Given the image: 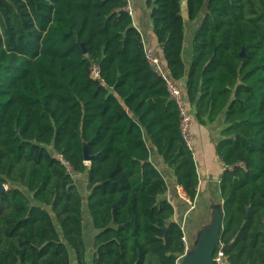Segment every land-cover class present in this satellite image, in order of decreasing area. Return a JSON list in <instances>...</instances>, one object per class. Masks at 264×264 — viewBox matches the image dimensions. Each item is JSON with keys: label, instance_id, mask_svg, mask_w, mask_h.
Instances as JSON below:
<instances>
[{"label": "trees", "instance_id": "obj_1", "mask_svg": "<svg viewBox=\"0 0 264 264\" xmlns=\"http://www.w3.org/2000/svg\"><path fill=\"white\" fill-rule=\"evenodd\" d=\"M128 4L0 0V264H86L85 209L97 231L93 264H178L185 254L186 229L151 147L191 201L194 151ZM145 4L162 67L185 82L197 118L225 116L213 258L227 247L229 264H264V0ZM186 20L199 22L189 67ZM93 62L102 81L90 79ZM59 154L87 174L86 194Z\"/></svg>", "mask_w": 264, "mask_h": 264}, {"label": "crops", "instance_id": "obj_2", "mask_svg": "<svg viewBox=\"0 0 264 264\" xmlns=\"http://www.w3.org/2000/svg\"><path fill=\"white\" fill-rule=\"evenodd\" d=\"M140 1L142 2L141 6L139 5L138 7L136 4H133L134 7L131 6L133 9L134 25L143 36L147 53L157 57L162 62L163 50L152 30L149 16L150 9L146 6L145 0ZM194 29L195 27L190 26V22L186 20L183 59L187 67H189L192 56ZM189 30L193 34L188 33ZM180 84L185 88V82H180ZM191 109L194 118L192 127L193 151L199 177L198 192L194 201H191L182 193V187L177 184L173 171L163 162L162 157L157 155L155 148L151 147V160L168 184V191L163 196L173 203L176 211L174 219L179 221L186 229L185 236L187 243L185 254L190 244L188 240L190 241L191 238L195 237L205 227V223L209 221L213 212L215 217L223 212L220 183L225 170L229 169L217 153V144L222 139L221 132L225 127L224 114H221L212 122L206 121L203 123L196 116V107L193 106ZM96 232L92 219L85 209L84 240L87 247L86 264H93L92 257ZM180 260L178 264H180Z\"/></svg>", "mask_w": 264, "mask_h": 264}, {"label": "built area", "instance_id": "obj_3", "mask_svg": "<svg viewBox=\"0 0 264 264\" xmlns=\"http://www.w3.org/2000/svg\"><path fill=\"white\" fill-rule=\"evenodd\" d=\"M185 4L186 1H183ZM127 10L133 17V9L131 7V4L129 3L127 6ZM147 59L154 70V72L162 77L166 84V89L169 93L170 98L174 101L176 104L179 115H180V121H179V128L181 136L186 144V146L193 150V133H192V127H193V113L192 109L189 105V99L188 95L185 91V88L180 84L177 83L170 75L169 73L162 67L160 60L147 53ZM89 76L90 79L95 81H102V75L100 70V65L96 62H93L89 67ZM59 158L61 160V163L66 168L67 172L72 176H76L79 174L73 166L70 164V162L61 154H59ZM182 193L186 196L184 191L182 190ZM183 241L186 245L187 238L186 236L183 237ZM214 261L217 264H229V258L226 254L224 248H220L217 253L214 256ZM78 264V263H73Z\"/></svg>", "mask_w": 264, "mask_h": 264}, {"label": "water", "instance_id": "obj_4", "mask_svg": "<svg viewBox=\"0 0 264 264\" xmlns=\"http://www.w3.org/2000/svg\"><path fill=\"white\" fill-rule=\"evenodd\" d=\"M80 45L82 51L85 53V45L82 43ZM83 150L85 161L90 162L92 156L89 154L86 143H84ZM0 189L5 190L6 187L0 185ZM222 220L223 212L217 217H215L213 212L209 221L205 223V227L195 237L191 238L187 252L182 257L185 260L183 264H213V254L219 242V231L222 227ZM224 249H227V247H224Z\"/></svg>", "mask_w": 264, "mask_h": 264}, {"label": "rangeland", "instance_id": "obj_5", "mask_svg": "<svg viewBox=\"0 0 264 264\" xmlns=\"http://www.w3.org/2000/svg\"><path fill=\"white\" fill-rule=\"evenodd\" d=\"M130 4H132L131 6H133V4L137 5L139 7V5L142 3L140 0H128ZM184 4V3H183ZM141 6V5H140ZM134 7V6H133ZM199 22L198 20L194 21V22H190V26L192 27H196L198 26ZM194 29V31H195ZM188 33H191L193 34L190 30ZM154 154V153H153ZM158 155V154H157ZM74 179H75V182H76V185L78 187V190L81 192V193H87L88 191V188H87V174L86 173H82V174H77L76 176H74ZM190 241L188 240V243ZM184 259L180 260V264H183L184 263Z\"/></svg>", "mask_w": 264, "mask_h": 264}]
</instances>
